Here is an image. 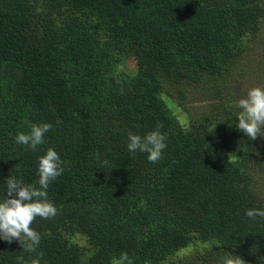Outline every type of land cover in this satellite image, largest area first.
<instances>
[{
    "label": "trees",
    "instance_id": "trees-1",
    "mask_svg": "<svg viewBox=\"0 0 264 264\" xmlns=\"http://www.w3.org/2000/svg\"><path fill=\"white\" fill-rule=\"evenodd\" d=\"M263 22L264 0H0V199L9 175L36 182L49 147L64 168L48 188L56 215L31 225L39 245L0 240V264H264V217L245 214L264 208L259 137L235 127L234 102L184 127L163 99L220 89ZM42 123L44 144L15 142ZM157 126L161 159L128 152L129 131ZM191 247L199 263L173 258Z\"/></svg>",
    "mask_w": 264,
    "mask_h": 264
},
{
    "label": "clouds",
    "instance_id": "clouds-1",
    "mask_svg": "<svg viewBox=\"0 0 264 264\" xmlns=\"http://www.w3.org/2000/svg\"><path fill=\"white\" fill-rule=\"evenodd\" d=\"M236 108L238 111L235 114V127L240 132L251 140L264 135V87L248 88L246 94L238 99ZM51 127L49 123L32 124L29 131L16 134L15 142L35 149L45 143V135ZM166 147L167 134L160 130V126L144 135L128 132V152L146 153L150 162L161 159ZM103 163L107 165L108 161ZM62 165L60 154L55 148L49 147L39 157L38 179L35 183H24L10 175L6 178V190L0 199V240L8 243L18 240L22 247H27L29 251L39 245L41 236L31 225L37 216L47 219L56 215L57 208L48 199V188L51 181L64 172ZM245 214L255 220L257 217H264V208H249ZM18 259L22 261L23 258ZM31 264H39V260L34 259ZM112 264H130L127 253L113 258ZM221 264H245V261L230 253L221 258Z\"/></svg>",
    "mask_w": 264,
    "mask_h": 264
},
{
    "label": "rangeland",
    "instance_id": "rangeland-1",
    "mask_svg": "<svg viewBox=\"0 0 264 264\" xmlns=\"http://www.w3.org/2000/svg\"><path fill=\"white\" fill-rule=\"evenodd\" d=\"M122 71L128 74H135L137 70L136 61L133 58H124L120 65ZM264 87V22L260 35L249 44L242 59L237 63L234 71L228 76L226 81L222 82L220 89L208 93L206 90L193 89L189 91L185 98L174 100L166 92L163 93V99L171 109L177 120L186 127L191 118L199 119L202 113H207L217 102H234L246 94V90L251 87ZM260 144L264 147V135H259ZM235 155L234 153L231 156ZM257 179L262 183L264 190V170H259ZM72 241L78 243L83 248L89 247L87 241L82 236H75ZM199 252L197 248L191 247L182 251L181 257L173 258H196ZM200 262L201 259H195Z\"/></svg>",
    "mask_w": 264,
    "mask_h": 264
}]
</instances>
